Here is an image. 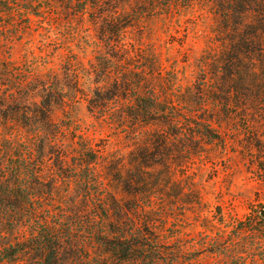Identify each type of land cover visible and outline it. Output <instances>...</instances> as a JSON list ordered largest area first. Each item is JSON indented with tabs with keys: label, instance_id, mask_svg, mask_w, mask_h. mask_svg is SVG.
Here are the masks:
<instances>
[{
	"label": "rangeland",
	"instance_id": "obj_1",
	"mask_svg": "<svg viewBox=\"0 0 264 264\" xmlns=\"http://www.w3.org/2000/svg\"><path fill=\"white\" fill-rule=\"evenodd\" d=\"M108 1L115 7L104 6V20L59 10L0 21V63L26 78L30 108L42 80L66 94L45 124L0 126V160L42 130L34 146H42L47 174L56 173L42 203L73 215L78 245L58 264H141L88 239L102 219L92 220L100 210L85 202L74 175L83 150L95 154L90 167L120 209L146 223L167 256L179 255L172 264H264V0ZM114 15L117 34L105 24ZM121 75L136 81V92L93 100L90 90L114 92ZM145 85L167 107L162 120L124 116ZM22 239L1 229L0 244ZM7 264L42 263L29 250Z\"/></svg>",
	"mask_w": 264,
	"mask_h": 264
},
{
	"label": "trees",
	"instance_id": "obj_2",
	"mask_svg": "<svg viewBox=\"0 0 264 264\" xmlns=\"http://www.w3.org/2000/svg\"><path fill=\"white\" fill-rule=\"evenodd\" d=\"M235 1L240 5L243 2L247 3L245 0ZM135 4L137 5V3L133 5ZM105 5L115 7L108 0H0V21L5 22V18L13 17L15 13H18L22 21L24 19V22H29L30 15L41 13L45 17H51L59 10H64L66 14L76 16L88 14L93 20L96 18L104 20ZM111 13L115 14L116 10L106 14L109 16ZM110 18L111 20L105 23L106 30L111 34L119 33L120 21H117L116 15ZM125 20L130 23L134 17L122 15L121 22L128 23ZM4 66V63H0V126L4 123H14L27 127L49 122L51 104L55 100H64L66 94L63 88L53 87L52 83L47 84L42 80L39 103H34L35 107L31 109L29 101L27 102V90L23 87L26 78L18 80L15 77L12 78L10 70H3ZM7 77L13 79L11 88L22 94L21 100L9 92L11 88H9ZM112 85L116 92L95 86L93 90H90L95 97L93 100L99 98L109 101L118 96L127 98L129 91H135L138 88L136 81L123 75L115 76L112 79ZM145 88L147 89L145 95L135 93L134 102L127 99V106L123 111L124 116L140 121L162 120L166 115L167 107L161 104L152 88L147 85ZM117 90L120 92L118 93ZM91 101L92 98L89 99V102ZM174 119L177 123L176 118H172V121ZM212 130L209 124L205 125L207 135L217 138L218 134L213 133ZM34 133V138L26 139L21 136L23 140L21 139L20 147L15 148L11 154L0 160V235L1 229H9L17 231L23 238L11 243L0 244V264H7L29 250L35 251L40 256L42 264H58L67 249H72L73 252V248H78L77 244L72 243L75 242L74 237L76 238L73 215L69 217L67 215L70 213L67 214L65 211L51 212L43 206L42 202L52 196L56 173L47 174L42 146L41 144L34 146L39 138L41 140L42 130L39 128ZM94 159L93 151H81L79 161L75 165L76 172L74 171L80 189L85 194V202H90L92 207L100 210L92 220L96 217L102 219V224L95 226L96 230L86 231L87 234H91L88 239L110 251L119 260L134 259L141 264H172L179 255L169 254L170 256H167L156 238L150 236L152 233L148 225L142 222L137 226L120 209L121 206L118 205L117 200L101 188L90 167ZM79 223L77 221V224ZM89 225L87 221L83 227L84 230ZM25 226L28 233L21 229ZM91 264L102 263L96 260Z\"/></svg>",
	"mask_w": 264,
	"mask_h": 264
}]
</instances>
